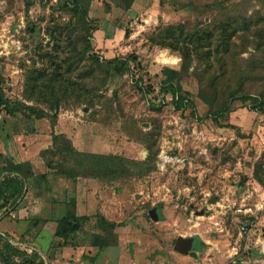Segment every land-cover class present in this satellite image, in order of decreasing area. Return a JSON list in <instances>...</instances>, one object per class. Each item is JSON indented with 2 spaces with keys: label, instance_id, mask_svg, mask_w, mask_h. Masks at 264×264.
<instances>
[{
  "label": "rangeland",
  "instance_id": "obj_1",
  "mask_svg": "<svg viewBox=\"0 0 264 264\" xmlns=\"http://www.w3.org/2000/svg\"><path fill=\"white\" fill-rule=\"evenodd\" d=\"M70 1L0 0V90L17 108H0V167L25 162L11 150L24 134L20 146L33 144L27 148L32 154L40 152L37 164L48 173L40 183L27 184L18 205L32 202L46 215L54 209V217H59L69 194L79 191L78 179L47 166L48 158L58 164L56 156L41 154L52 145L53 134L77 138L73 145L82 152L84 145L94 153L144 161L155 151L154 168L141 177L93 178L101 186L85 195L83 215L74 216L80 228L68 239L51 237L48 228L53 225L46 230L35 219H20L17 207L0 209V231L6 233L0 234V251L10 242L46 264H264V114L240 102L229 116L215 115L216 107L200 96L197 75L183 82L181 94L189 101L179 109L163 83V69H180L182 59L171 47L152 40L158 28L167 25L211 29L228 15H245L252 32H240L245 38L237 39L236 59L227 63L237 72L229 76H247L246 90L256 93L264 90V65L253 63L260 56L255 57L248 37L264 29V0H134L130 7L118 0H92V53L100 60H125L127 68L107 82L103 76H71L83 86L77 93L89 91L94 105L85 109L73 98L55 111L26 97L27 79L38 70L50 74L56 62L84 51L85 33L75 26L72 30V12L65 7ZM222 2L228 8L218 10L216 4ZM89 66L85 58L81 68ZM204 75L207 84L210 76H222L216 68ZM226 87L220 78L218 91L210 86L206 90L222 96ZM22 104L38 106L48 115L29 119ZM155 208L161 221L152 215ZM202 210L205 214L198 215ZM109 220L115 226L107 231ZM243 223L249 228L246 233L241 232ZM181 236L206 243L201 248L194 240L202 249L199 260L177 249ZM94 239L107 244L94 247Z\"/></svg>",
  "mask_w": 264,
  "mask_h": 264
},
{
  "label": "trees",
  "instance_id": "obj_2",
  "mask_svg": "<svg viewBox=\"0 0 264 264\" xmlns=\"http://www.w3.org/2000/svg\"><path fill=\"white\" fill-rule=\"evenodd\" d=\"M126 3L130 7L134 0H118ZM92 0H71L66 4V8L72 12V21L74 26L78 27L85 33L84 51L81 56H69L63 62H56L55 70L48 73L45 70H38L27 79V98L37 103L46 104L49 109L57 111L65 102H71V99L76 98L75 101L82 102L86 107L91 108L94 105L95 98H89L87 95L89 91L78 92L82 84L73 80L71 76H78L80 79H85V76H103L106 82L109 78L122 76L127 68V63L120 58L100 60L99 56L92 53L93 45L89 40L91 31L88 15L90 11ZM218 10L227 9L226 2L216 4ZM223 24L219 23L213 28H186L185 24L167 25L158 28V33L152 36V40L164 46H169L177 51L182 59L180 69L172 67H164L163 83L168 86V89L174 94V103L181 109L188 99L181 94L183 91V82L189 77L197 75L201 83L200 96L210 105L211 108L216 107L213 113L217 116H229L230 113L238 109V103L243 106L251 105L250 107L258 108L264 114V90L250 93L246 90L247 76H229L230 72H236L235 67L228 68V63L236 59L237 53V39L245 38L244 33H251V24L247 17L238 14L236 17L228 15ZM77 25H80L77 26ZM264 29H256L257 37H248L249 42L254 49L255 57L259 54L260 57L253 59L256 67L264 65ZM79 36V34L77 33ZM77 36V37H78ZM75 49V48H74ZM76 50V49H75ZM247 51V50H246ZM215 61H212V58ZM87 58L90 62L89 68H81L82 62ZM197 63V66H196ZM193 68V70H191ZM216 68L220 71L222 76H210L208 84L205 83L207 76L206 71ZM77 69L79 74H77ZM198 70L202 72L198 74ZM244 71V70H243ZM84 72V74H81ZM245 72L247 70L245 69ZM237 73V72H236ZM242 73V72H240ZM223 78L224 83L227 84L226 93L219 96L217 92L210 94L206 88L211 87L213 90H219V79ZM235 85H232L234 84ZM6 105L8 109L16 112V104L7 99L5 94L0 90V108ZM24 111L28 114L29 119L45 118L48 114L45 110L35 105L22 104ZM210 108V109H211ZM57 114H53V120L57 118ZM151 145V144H150ZM152 149V148H151ZM43 156L52 154L57 157L58 164H52V161L46 159L47 166L56 168L60 173L67 175L73 179L85 176L87 178H97L113 175L117 177L119 174L144 176L149 173L155 164L157 152L153 151L150 156L144 160H132L120 155L100 154L91 152H82L77 150L73 141L66 135L53 134L52 147L41 152ZM65 163V164H64ZM262 169V166H260ZM121 170V171H120ZM46 174L37 175L33 169L31 162L25 161L13 166L0 167V209L6 208L5 211L16 208L18 203L22 201L25 194L27 184L31 180H36L39 183L46 179ZM112 177V178H113ZM261 177V176H258ZM115 179V178H113ZM12 207V208H11ZM103 217V216H102ZM104 220V218H102ZM111 226H115L114 222H108ZM80 227L75 223L74 216H68L60 221L56 230V237L61 239H68L70 235L78 231ZM100 238V237H98ZM102 239V237H101ZM111 237H106L110 240ZM107 244H99V240L93 241V246L101 245V249ZM0 257L4 264H46L44 261L37 262L36 259L25 255L22 249L12 245L10 242L6 243L0 251ZM22 261L16 263L14 258H20Z\"/></svg>",
  "mask_w": 264,
  "mask_h": 264
},
{
  "label": "crops",
  "instance_id": "obj_3",
  "mask_svg": "<svg viewBox=\"0 0 264 264\" xmlns=\"http://www.w3.org/2000/svg\"><path fill=\"white\" fill-rule=\"evenodd\" d=\"M17 138H18L17 139V146L13 145L12 148H11V150L14 152V155H16V157H19V155H20L22 161L29 160L31 162V164L33 165V169L35 171V174H37V175L46 174L47 175L46 179H47L48 173L40 170V165L37 164L38 158L40 156V152H38L37 155H36V152H34V154H32L31 153L32 151H30L31 149L27 148V146L29 144H31L30 142H29V144L27 146L26 145L20 146V144H21L20 141H24V140H22V139L25 138L24 134L21 135V136H18ZM69 138H72V137L70 136ZM71 140L75 142L77 140V138H72ZM31 145H33V144H31ZM38 145H39V143L35 144V146H38ZM47 147L51 148L52 145L48 144ZM82 150H83V152L94 153V151L88 149V147L86 149H84V145H83V149ZM77 179H78V181H77L78 184L77 183L76 184L79 187V191H77V189H76V190H74L72 192V195L69 194L68 199L66 198V206L64 208L62 207L63 210H62V213L60 214L59 217H56V216L54 217V215H53L54 209L50 210L51 213L50 214L48 213V215H46L45 211L41 212L42 210L41 211L38 210L39 208H38L37 205H30V204H32V202H26L25 201V202H23V203H21L20 205L17 206V209H19V212H20V219L21 218L24 219V220L27 219L29 221L32 220V219L33 220L35 219L34 223L37 222V223L44 224L45 229H46L47 226H49V225L52 226L53 225V227L50 226L51 229L53 228L52 230L50 228H48V229L51 232V237L52 236L55 237L56 236L55 235L56 234V230H57V227L59 226L60 221L62 219H64V218H67L68 216H75L76 215V217H81L83 215V213H82L83 205L86 202V200L84 199L85 195L86 196L88 195V197H89V195L92 194L91 189L94 186H97V187L101 186L99 183H97V180L93 179V178L85 177L84 179H82L81 177H78ZM74 180H76V179H74ZM93 180H94V182H93ZM83 192H84L83 196H81V197L79 196L78 197V193L82 194ZM38 201H40V199H38ZM35 203H36V201H35ZM40 203H41V201H40ZM67 204L71 205L73 208L68 209L67 208L68 207ZM97 207H99V205H97ZM45 208H46V206H44L42 209H45ZM3 210H6V208H3L2 211ZM104 210H107V207H105ZM72 211H76L77 213H74ZM104 215L107 216L106 214H104ZM158 216H159V214H158ZM110 219L112 220V218H110ZM78 220L79 219H77V222L75 221V223H78V224L81 225V222H78ZM111 220H109V221H111ZM113 220L116 221L115 219H113ZM161 220H162V218L159 217L158 220H156V221H161ZM111 222H113V221H111ZM48 229H46V230H48ZM0 234L6 235V233L1 232V231H0ZM187 238H190V237H187ZM191 239H192L191 250H193V251H195L197 253V257L192 256L189 253H184V254H189L193 258L199 260L200 259L199 252H201L202 249L199 250V248L197 246H194V243H195L194 240L195 239L197 240V242L200 244L201 248H203L206 245V243L203 240H201L200 238H198V237H196V238L195 237L194 238L191 237ZM78 248H80V247H78ZM20 249H22V248H20Z\"/></svg>",
  "mask_w": 264,
  "mask_h": 264
},
{
  "label": "water",
  "instance_id": "obj_4",
  "mask_svg": "<svg viewBox=\"0 0 264 264\" xmlns=\"http://www.w3.org/2000/svg\"><path fill=\"white\" fill-rule=\"evenodd\" d=\"M84 108L88 109V107H86V106ZM197 214L204 215L205 210L198 211ZM152 215L154 216L155 220H158L159 216H158V212H157L156 208L152 210ZM191 245H192V239L191 238H184L181 236L177 239V249L180 252L189 253L192 256L197 257V253L195 251L191 250Z\"/></svg>",
  "mask_w": 264,
  "mask_h": 264
},
{
  "label": "built area",
  "instance_id": "obj_5",
  "mask_svg": "<svg viewBox=\"0 0 264 264\" xmlns=\"http://www.w3.org/2000/svg\"><path fill=\"white\" fill-rule=\"evenodd\" d=\"M168 163V162H167ZM263 168H264V162H263ZM249 231V228H248V226L245 224V223H243L242 224V226H241V232L242 233H246V232H248Z\"/></svg>",
  "mask_w": 264,
  "mask_h": 264
},
{
  "label": "bare ground",
  "instance_id": "obj_6",
  "mask_svg": "<svg viewBox=\"0 0 264 264\" xmlns=\"http://www.w3.org/2000/svg\"><path fill=\"white\" fill-rule=\"evenodd\" d=\"M12 208V207H11Z\"/></svg>",
  "mask_w": 264,
  "mask_h": 264
}]
</instances>
